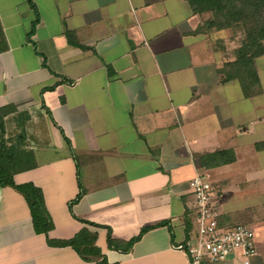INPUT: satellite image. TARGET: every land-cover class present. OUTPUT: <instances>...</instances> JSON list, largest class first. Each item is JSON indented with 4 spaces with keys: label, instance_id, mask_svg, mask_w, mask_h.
Returning a JSON list of instances; mask_svg holds the SVG:
<instances>
[{
    "label": "crops",
    "instance_id": "crops-1",
    "mask_svg": "<svg viewBox=\"0 0 264 264\" xmlns=\"http://www.w3.org/2000/svg\"><path fill=\"white\" fill-rule=\"evenodd\" d=\"M203 15L185 0H0V139L31 153L34 167L12 180L41 191L52 223L36 234L24 197L0 186V264H97L48 243L82 228L107 264H187L195 176L211 183L224 228L252 229L248 264H264V217L246 220L253 205L227 199L264 188L262 162L231 174L242 150L264 159L263 90L246 98L237 80L222 82ZM222 150L232 163L200 167L196 156Z\"/></svg>",
    "mask_w": 264,
    "mask_h": 264
},
{
    "label": "trees",
    "instance_id": "trees-1",
    "mask_svg": "<svg viewBox=\"0 0 264 264\" xmlns=\"http://www.w3.org/2000/svg\"><path fill=\"white\" fill-rule=\"evenodd\" d=\"M192 14H209L198 29L203 34L210 31L238 30L242 33L239 46L234 50V58L226 62L220 69L222 82L237 80L246 98L260 93V81L256 70L255 59L264 54V0H185ZM35 21L32 23V33ZM208 36V35H207ZM6 49L5 40L0 28V51ZM1 127V124H0ZM31 153L19 146L7 145L0 139V186L11 187L25 199L31 216L33 230L36 234H44L52 228L51 220L45 210L41 191L32 184L16 185L12 176L20 171L31 169L34 163ZM200 167L215 168L234 161L230 150L216 151L207 155L196 156ZM79 198L76 196L74 201ZM81 221V220H80ZM91 225L87 221H82ZM144 228L142 232L147 230ZM187 233L191 230V222L186 223ZM108 247L117 248V244L108 237ZM138 237L131 239L130 246ZM96 234L82 228L68 240L48 241L53 246L71 247L84 261L107 264L105 258L95 246Z\"/></svg>",
    "mask_w": 264,
    "mask_h": 264
},
{
    "label": "built area",
    "instance_id": "built-area-1",
    "mask_svg": "<svg viewBox=\"0 0 264 264\" xmlns=\"http://www.w3.org/2000/svg\"><path fill=\"white\" fill-rule=\"evenodd\" d=\"M194 202L195 237L180 250L187 264H211L241 252L244 264L256 254L252 229L244 224L224 228L219 222V212L211 203V183L203 176L188 182Z\"/></svg>",
    "mask_w": 264,
    "mask_h": 264
},
{
    "label": "rangeland",
    "instance_id": "rangeland-1",
    "mask_svg": "<svg viewBox=\"0 0 264 264\" xmlns=\"http://www.w3.org/2000/svg\"><path fill=\"white\" fill-rule=\"evenodd\" d=\"M203 16L204 19L206 18L205 20H207L209 14H204ZM207 35L214 50L221 54V58H220L222 61L221 68L225 67L226 62H228L227 60L234 58V50L240 44V41L242 39V33L238 30H232V31L224 30L220 32L210 31V33H208ZM263 45H264V41H263ZM255 65H256L257 73L260 75L259 77V81H261L260 89L262 88L263 90V95L255 100L256 102L257 100H260V104H261L262 100H264V54L255 59ZM259 145L264 148V142L260 143ZM253 153L254 151L251 150H242L239 152L238 163L233 166L235 169L231 173L234 179H238L240 175L247 170L248 171L256 170V166L258 162L259 163L262 162L264 166V159L260 158L259 161H257L256 160L257 156L254 155ZM232 182H234V180ZM238 182L242 183V180H239ZM240 190L241 193H236L235 191H229L227 199L230 202V204L232 206H237L242 209L246 208L247 205L248 206L253 205V207H248L244 212L240 214L242 215L243 218L245 217L244 219L246 220L251 219L252 217H259V216L264 217V188L262 189L260 187L259 189H257L256 187L249 186ZM257 192H259L260 195H257Z\"/></svg>",
    "mask_w": 264,
    "mask_h": 264
}]
</instances>
